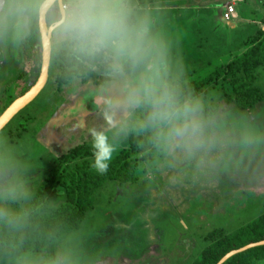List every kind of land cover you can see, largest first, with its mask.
<instances>
[{
  "label": "rangeland",
  "instance_id": "1",
  "mask_svg": "<svg viewBox=\"0 0 264 264\" xmlns=\"http://www.w3.org/2000/svg\"><path fill=\"white\" fill-rule=\"evenodd\" d=\"M16 2L6 0L0 20V114L34 84L40 68L36 43L32 68L24 72L23 39L37 17L17 27ZM128 5L130 23L145 30V64L136 70L110 53L77 58L52 29L43 89L0 129V217L26 216L30 198L57 159L78 145L91 146L93 129L108 136L113 158L135 162L133 176L83 187L65 202L64 174L93 162L84 156L67 160L43 211L50 220L55 215V223L0 255V264H191L217 244V232L230 237L264 214V0ZM251 48L260 60L251 76L246 77L251 65L220 71L200 89L172 100L171 123L154 124L151 134L141 119V106L149 104L142 92L139 104L116 103L153 64L159 91L200 81ZM63 71L71 77L59 84L56 76ZM247 88L262 97L250 107L238 99ZM176 125H187L182 137L169 135ZM138 135L132 147L129 137Z\"/></svg>",
  "mask_w": 264,
  "mask_h": 264
},
{
  "label": "trees",
  "instance_id": "2",
  "mask_svg": "<svg viewBox=\"0 0 264 264\" xmlns=\"http://www.w3.org/2000/svg\"><path fill=\"white\" fill-rule=\"evenodd\" d=\"M36 43H40L37 19H35L30 25L28 33L23 39L22 51L24 52L25 60L24 72H27L32 68ZM92 58L96 60L97 58L99 59V56L96 55ZM259 61V55L256 54V51L254 53V48H251L241 57L233 60L227 65L220 66L200 81L184 82L175 86H168L166 89L171 95L172 100L175 101L179 97H183L194 90L200 89L203 85L209 83L222 70L229 71L241 65L246 67L251 65V68L246 72V77H248L253 71V66ZM39 62L40 60H38V63ZM129 63L133 65L130 61ZM133 67L135 69L139 68L136 64L133 65ZM70 77V71H63L56 76V82L59 84L65 83ZM164 90L165 88L159 91L162 92ZM238 99L243 102L245 106L250 107L260 101L262 97L255 88H247L243 92H240ZM95 105L96 103H93L92 107H95ZM140 110L142 113L141 119L143 126L145 127L147 134H151L153 126L156 124L150 123L148 120V116L152 111L151 105L145 104L141 106ZM136 130L139 132L140 127L137 126ZM140 138V135L137 137L130 136V145L136 147ZM139 149L144 150L142 147ZM80 156L88 157L94 162L91 146L82 144L70 149L67 153L61 155L57 159V163L49 170L43 182L30 198V202L25 210L26 216L9 215L6 217H0V255L6 254L12 248L22 244L25 240L37 235L40 231L55 223V215L52 216L51 220L49 217L43 216V211H45L44 207L48 204L47 196L60 171V166L67 160ZM134 168L135 162L133 160L118 155L109 162L108 170L104 174H99L91 166H84L76 168L75 170H70L64 174L61 181V189L65 202L73 201L81 194L83 187H95L96 184H100L103 180L116 179L121 182L128 181L133 176ZM65 205L66 204L61 205V209H65ZM215 236L217 239L219 238L217 244L206 247L202 250L199 259L193 261L191 264H258L260 261L264 260V243H262L237 251L221 261L231 251H236L247 245L264 241V214L256 220L243 225L230 237L221 236L220 231L217 232Z\"/></svg>",
  "mask_w": 264,
  "mask_h": 264
},
{
  "label": "clouds",
  "instance_id": "3",
  "mask_svg": "<svg viewBox=\"0 0 264 264\" xmlns=\"http://www.w3.org/2000/svg\"><path fill=\"white\" fill-rule=\"evenodd\" d=\"M41 13L50 27L55 25L53 34L57 41L77 58L110 53L117 61L123 59L135 65L144 56L145 30L130 23L128 0H17L12 15L16 17L15 25L23 27ZM149 73L135 88L127 86L123 99H117L116 103L129 107L139 104L142 92L152 108L149 122L171 123L172 97L166 86L164 91H158V66L153 64ZM184 110L190 111L187 106ZM106 119L114 126L111 116ZM186 128L187 125H176L169 135L182 137ZM91 138L94 157L91 167L104 174L115 149L103 131L91 130Z\"/></svg>",
  "mask_w": 264,
  "mask_h": 264
},
{
  "label": "water",
  "instance_id": "4",
  "mask_svg": "<svg viewBox=\"0 0 264 264\" xmlns=\"http://www.w3.org/2000/svg\"><path fill=\"white\" fill-rule=\"evenodd\" d=\"M2 1L3 0H0V9L2 5ZM37 26H38L39 36H40V48H41V61H40L38 77L36 81L34 82V84L26 92H24L21 96L13 100L9 104V106L0 114V129L15 114H17L21 109H23L26 105H28L40 93V91L43 89L47 81L49 61H50V49H51L50 48V34H51L52 27L46 26L45 16L43 13H41L37 17ZM262 243H264V241L247 245L236 251H231L221 261H223L226 257H228L229 255L237 251H241L253 245L262 244Z\"/></svg>",
  "mask_w": 264,
  "mask_h": 264
},
{
  "label": "flooded vegetation",
  "instance_id": "5",
  "mask_svg": "<svg viewBox=\"0 0 264 264\" xmlns=\"http://www.w3.org/2000/svg\"><path fill=\"white\" fill-rule=\"evenodd\" d=\"M5 4H6V0H3L2 1V5H1V9H0V20H1V18H2V14H3V9H4V6H5ZM45 22H46V26L48 27L49 26V24H48V22L46 21V19H45ZM54 26L55 25H53L52 26V29L54 28ZM52 31V30H51ZM50 37H51V34H50ZM144 62H143V59H141L138 63H136V65L139 67V68H142V67H144ZM137 67V68H138ZM132 68H134L133 67V65H132ZM49 69V68H48ZM135 69V68H134ZM136 70V69H135Z\"/></svg>",
  "mask_w": 264,
  "mask_h": 264
},
{
  "label": "built area",
  "instance_id": "6",
  "mask_svg": "<svg viewBox=\"0 0 264 264\" xmlns=\"http://www.w3.org/2000/svg\"><path fill=\"white\" fill-rule=\"evenodd\" d=\"M228 9L231 10L232 9L231 6H229Z\"/></svg>",
  "mask_w": 264,
  "mask_h": 264
}]
</instances>
